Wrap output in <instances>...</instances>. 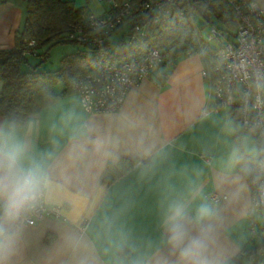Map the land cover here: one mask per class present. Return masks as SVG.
I'll return each mask as SVG.
<instances>
[{"label":"crops","instance_id":"crops-1","mask_svg":"<svg viewBox=\"0 0 264 264\" xmlns=\"http://www.w3.org/2000/svg\"><path fill=\"white\" fill-rule=\"evenodd\" d=\"M70 1L93 15L107 9L102 0ZM24 16L23 0H0V50L14 47ZM203 66L197 52L163 64L130 88L116 112L87 113L73 92L21 125L0 114V129L14 134L25 160L48 162L45 202L61 208L59 218L49 215L33 225L18 217L4 264H175L164 218L177 200L189 210L201 202L213 206V251L222 264H252L245 255L250 249L264 259V230L251 237V189L237 164L242 153L256 155L245 153L242 142L239 149L229 109H205ZM98 137L117 143L98 152ZM77 144L83 148L72 158ZM118 162L132 165L103 182L107 164Z\"/></svg>","mask_w":264,"mask_h":264},{"label":"built area","instance_id":"built-area-1","mask_svg":"<svg viewBox=\"0 0 264 264\" xmlns=\"http://www.w3.org/2000/svg\"><path fill=\"white\" fill-rule=\"evenodd\" d=\"M102 1L107 3L104 14L84 12L67 35L69 40L89 45L97 60L95 69L72 82V91L87 113L116 112L130 88L151 77L164 61L163 51L154 46L140 56L121 57L119 49L111 45L113 40L122 39L127 45L144 42L150 27L164 19L185 15L188 0ZM228 1L238 16V24L231 31L208 26L205 38L199 34L208 45L211 41L218 43L211 46L213 60L204 59L201 75L209 87L205 109L225 108L230 113L236 110L243 133L253 137L257 148V155L249 160L248 180L249 230L253 238L258 234L260 211L264 209V6L254 0ZM115 35L118 36L113 39ZM49 215L59 218L61 208L47 205L44 193L19 216V222L33 225Z\"/></svg>","mask_w":264,"mask_h":264},{"label":"trees","instance_id":"trees-1","mask_svg":"<svg viewBox=\"0 0 264 264\" xmlns=\"http://www.w3.org/2000/svg\"><path fill=\"white\" fill-rule=\"evenodd\" d=\"M25 16L21 27L15 33V45L11 49L0 50V114L8 122L21 125L27 117L38 114L63 97L73 93V80L96 67V59L91 47L85 43L67 39L70 27L80 21L84 8L76 7L70 0H23ZM187 13L170 17L150 27L149 35L142 43L127 45L122 39H112L113 48H118L120 56H140L149 47L163 51V64L173 65L175 60L188 51L200 53L204 59L213 60L214 51L200 38L201 31L208 26H216L231 31L238 24V16L228 0H188ZM200 20V24L197 23ZM111 40V41H112ZM69 41L82 46L76 53L63 58V64L55 70H41L30 65L28 54H39V49H47L56 43ZM32 42V45L29 43ZM30 65L27 67V65ZM62 85L60 91L55 90ZM239 129L234 137L241 148L243 131L239 125L238 113H231ZM244 153L237 157L238 169L249 180V160ZM131 163H108L103 174V182L110 183L122 175ZM264 230V223L260 224ZM49 237L45 239L48 242ZM264 244V240L261 242ZM252 264H264L254 249L246 250Z\"/></svg>","mask_w":264,"mask_h":264},{"label":"clouds","instance_id":"clouds-1","mask_svg":"<svg viewBox=\"0 0 264 264\" xmlns=\"http://www.w3.org/2000/svg\"><path fill=\"white\" fill-rule=\"evenodd\" d=\"M94 129L88 128L91 132ZM96 150L103 151L117 141L98 137ZM74 145L70 157L75 158ZM51 186L47 161L25 160L24 149L12 132L0 129V264L13 251L12 224L34 206ZM216 211L208 202L189 210L184 202L173 201L164 218L167 242L176 255L175 264H222L214 254Z\"/></svg>","mask_w":264,"mask_h":264},{"label":"rangeland","instance_id":"rangeland-1","mask_svg":"<svg viewBox=\"0 0 264 264\" xmlns=\"http://www.w3.org/2000/svg\"><path fill=\"white\" fill-rule=\"evenodd\" d=\"M197 23L200 24L201 23L200 20L197 19ZM208 30L209 29L205 27L201 31V35L203 38L206 37ZM117 36L118 35L112 36V38H116ZM209 45L214 47V46H217L218 43L216 41H211ZM45 48L46 47L40 48L38 55L28 54V59L29 61L32 62L30 65H37L38 68L41 70L51 71V70H55L59 68L60 66H62L63 58L65 56L71 55L72 53L78 52V50L82 49V46L77 43L64 41V42H59V43L51 45L47 49L46 53L44 51ZM30 65L28 64L27 67H29ZM244 136H245V139L243 138L242 140V143L244 146V152L250 156L257 155L258 152H257V148H256L253 137L247 133H244ZM247 149H249V151ZM262 222H264V219H262Z\"/></svg>","mask_w":264,"mask_h":264}]
</instances>
